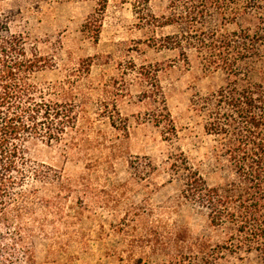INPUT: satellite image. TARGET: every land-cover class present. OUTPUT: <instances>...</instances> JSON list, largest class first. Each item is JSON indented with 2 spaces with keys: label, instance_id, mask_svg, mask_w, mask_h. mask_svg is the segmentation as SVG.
I'll list each match as a JSON object with an SVG mask.
<instances>
[{
  "label": "rangeland",
  "instance_id": "obj_1",
  "mask_svg": "<svg viewBox=\"0 0 264 264\" xmlns=\"http://www.w3.org/2000/svg\"><path fill=\"white\" fill-rule=\"evenodd\" d=\"M137 1L107 0L103 11L96 0L1 3L12 15L11 30L48 58L50 66L34 73L33 83L61 85L78 116L62 144H29L32 159L73 184L61 192L55 185L39 188L49 202L26 205L17 221L21 236L3 234L9 248L0 251V264H260L256 251L235 245L231 227L212 226L204 210L180 198L181 179L167 159L183 153L209 185L222 183L227 171L211 156L217 138L204 132L206 117L191 98L223 85L224 75L203 73L194 51L185 61L165 48L164 37L177 26L145 24L133 12ZM168 5L149 0L147 7L160 18ZM152 71L175 127L169 138L155 125L162 106L144 77ZM201 241L207 256L196 252Z\"/></svg>",
  "mask_w": 264,
  "mask_h": 264
},
{
  "label": "trees",
  "instance_id": "obj_2",
  "mask_svg": "<svg viewBox=\"0 0 264 264\" xmlns=\"http://www.w3.org/2000/svg\"><path fill=\"white\" fill-rule=\"evenodd\" d=\"M4 1L8 0H0V251L9 248L1 240L3 234L20 235L17 221L27 210L26 205L49 202V198L39 194V188L55 185L60 192L71 188L73 183L61 172L30 157L29 144L32 141L62 144L67 129L76 126L78 116L76 103L68 99L61 85L45 87L33 83V74L50 66L48 58L30 46L25 36L11 30L12 15L2 9ZM96 1L103 11L107 0ZM148 1L132 4L139 20L153 26L178 28L177 33L164 37V47L177 50L185 61L187 52L194 51L203 73L220 71L225 78L223 85L205 94L195 93L191 104L206 117L204 132L217 138L211 156L218 170L225 169L227 174L222 177V183L211 186L198 166L183 153L167 157L170 170L181 179L180 198L204 210L212 226L231 227L235 245L247 252L256 251L260 264H264V8L261 9V1L169 0L168 14L160 18L151 13ZM99 23L100 17L91 22L95 38ZM229 25L235 28L230 30ZM144 77L162 106L161 114L154 118L155 125L163 128L168 138L172 137L175 127L156 75L152 71ZM56 90L59 92L52 93ZM108 118L115 126L113 115ZM58 199H63L60 193ZM183 238L175 235L178 243H184ZM13 244L16 245L15 240ZM208 248L201 241L196 252L207 256Z\"/></svg>",
  "mask_w": 264,
  "mask_h": 264
}]
</instances>
